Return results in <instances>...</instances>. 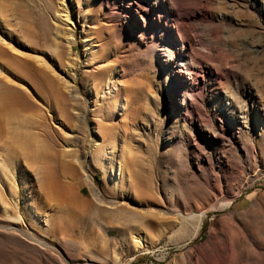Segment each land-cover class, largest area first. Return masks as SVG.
Instances as JSON below:
<instances>
[{
  "label": "rangeland",
  "instance_id": "1",
  "mask_svg": "<svg viewBox=\"0 0 264 264\" xmlns=\"http://www.w3.org/2000/svg\"><path fill=\"white\" fill-rule=\"evenodd\" d=\"M184 1L0 0V264H264V12Z\"/></svg>",
  "mask_w": 264,
  "mask_h": 264
},
{
  "label": "bare ground",
  "instance_id": "2",
  "mask_svg": "<svg viewBox=\"0 0 264 264\" xmlns=\"http://www.w3.org/2000/svg\"><path fill=\"white\" fill-rule=\"evenodd\" d=\"M184 0H172V5L173 6H181L183 4ZM209 1V0H208ZM245 3H248V6L249 4L251 5V7L257 11V12H264V0H243ZM186 2V0L184 1ZM188 3V2H187ZM190 3V2H189ZM163 4V3H162ZM165 5H167V3L164 2ZM164 4L163 5H160L164 7ZM186 4V3H185ZM194 4V3H193ZM172 6V7H173ZM151 7V6H150ZM171 7V6H170ZM152 8V7H151ZM127 11V10H126ZM125 11V12H126ZM144 11H149L152 13V15L155 13L156 11V8H153L152 10H146L144 8ZM129 12V11H128ZM137 17H139V14L138 12L134 13L133 15V19L134 21H137ZM174 17L173 13L171 12V14L168 16V20H167V23L165 24H162V22L158 21L156 27L159 28V26H161V29L160 31H166L168 30V28L170 29V33H171V39L173 40V47H174V50H175V57L174 59L172 60V67L171 69L168 71V74L170 76V80H174L177 75L179 76V80H180V83H184V84H187V86H191V74L194 73L196 74V76H198L199 74L197 73H204L207 74L206 72L204 71H199L202 67L200 66L201 62L198 58H196V53H194L193 49H192V45L191 44H186V42L183 40L184 37H185V33L187 32V30L185 29L183 32V36L180 34L179 30H177L176 28H173L170 24H168V21H170V19ZM181 19L183 21H187V22H195V21H198L199 20V17L197 14H192V15H184V16H181ZM175 20V19H174ZM204 22V21H203ZM202 22V23H203ZM200 25V31L203 32V33H213L212 32V28L211 29H208V30H205V26L202 27L201 24ZM214 27V25H213ZM189 33V32H188ZM186 39V38H185ZM189 43V42H188ZM210 44V43H209ZM207 57V56H205ZM204 57V58H205ZM206 59V58H205ZM205 63V62H204ZM202 76V80H205V76L203 74H201ZM212 75V73H211ZM226 74H223V75H213V80L214 81H221V79L223 77H225ZM199 81V80H198ZM220 83V82H219ZM231 93V92H230ZM228 95V94H227ZM232 95V94H231ZM237 95V94H236ZM248 95L249 97H252L253 94L251 92L248 91ZM232 97V96H231ZM229 100V99H228ZM184 101V100H183ZM183 101H178L177 104H179L180 106H182L183 108L186 106V104L183 103ZM217 102V101H215ZM204 105V104H202ZM219 106V104H218ZM239 107V106H238ZM237 106H235L233 103L231 102H223L222 104H220L219 108L222 112H224V114L226 116H229L230 120L232 122H235L237 123L236 125V128L238 126L241 127V124L242 126L243 125H246L247 123H249V125L252 124L251 121H249V113H247V109L246 110H243V111H239V108ZM241 108V106H240ZM242 112L244 113L242 115ZM262 118H264V114H262ZM264 121V119H262ZM229 123V122H228ZM231 124V123H229ZM253 153L254 151L251 150ZM199 217L201 218L202 215H199Z\"/></svg>",
  "mask_w": 264,
  "mask_h": 264
}]
</instances>
